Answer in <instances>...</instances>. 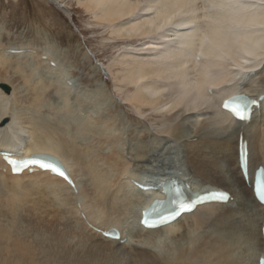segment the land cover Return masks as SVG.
<instances>
[{"label": "bare ground", "instance_id": "6f19581e", "mask_svg": "<svg viewBox=\"0 0 264 264\" xmlns=\"http://www.w3.org/2000/svg\"><path fill=\"white\" fill-rule=\"evenodd\" d=\"M44 1L73 17L67 6ZM74 1L92 18L90 24L105 29L103 41H108V47L124 46L102 73L115 83L123 102L140 120L154 123L148 127L135 122V137L128 139V126L119 127L120 116L86 117L88 113L80 119L76 132H69L70 137L54 132L55 122L47 123L42 117L49 93L58 92L55 97L66 106L62 109L60 104L63 112L76 110L69 104L71 94L66 93L68 88H77L69 71L59 56L57 61L51 59L56 53L51 47L44 50L47 53L34 48H0V76L13 82L3 78L8 93L0 89V152L9 151L14 157H50L67 168L75 184L72 189L61 178L41 171L14 176L0 158V260L27 264L23 257L33 249L20 246L23 240L16 237L22 233L20 229L35 226L46 228L42 238L47 234L60 257L76 264H259L264 257V206L255 198L254 178L264 167V102L248 123L233 119L218 101L240 91L255 101L264 96V53H258L261 60L245 55L261 41L264 29L248 30L242 18L226 17L218 25L221 34H209L210 43L200 55L199 43L184 46L188 38L182 34L189 28L176 26L189 19L184 15L188 9L178 0H169L173 7L132 16L127 13L137 0ZM168 16L173 17L171 23L157 31ZM201 23L208 27L207 21L201 19ZM228 29L254 35L250 43L242 40L237 44L225 34ZM14 55H33L39 61L32 56L37 61L33 66ZM38 72L49 75L50 81L38 78ZM63 85L66 92L59 90ZM184 116H195L200 128L188 132L189 128L177 123ZM211 126L212 131L218 130L217 137L211 136ZM241 136L248 143L251 187L240 168ZM168 179L194 189L219 188L234 200L200 207L173 226L146 230L140 226L141 211L154 194L138 190L133 182L149 180V184L159 185ZM111 230L121 233L120 241L100 233Z\"/></svg>", "mask_w": 264, "mask_h": 264}, {"label": "rangeland", "instance_id": "374dc122", "mask_svg": "<svg viewBox=\"0 0 264 264\" xmlns=\"http://www.w3.org/2000/svg\"><path fill=\"white\" fill-rule=\"evenodd\" d=\"M54 2L56 3L58 2L59 5L61 4L64 7L67 6L72 11L73 17L69 16V14L62 11L59 7H57L53 3L45 4L44 0H16V1L0 0L1 50L3 47L5 48L4 50L15 49V48L18 50L20 49L23 50L24 48L25 49L34 48L40 50L41 52H45L44 50H47L49 47H51L52 50L51 52H53V54L56 52L54 56L50 54L51 59L57 61L55 57L59 56L62 64H64L63 65L64 68H66V71H69L67 73L70 75L69 78L72 79V84H74L77 87L75 90L71 89L72 92L70 91L69 88H68L69 91L66 92L65 90L67 89L65 88L64 85L59 89L62 92L71 94L69 96L71 97L70 99L72 101L70 100L71 102L69 104L71 105L73 104L72 106H74V109L76 110H71V112H67V111L65 112L64 110L63 112L62 109L66 108V106L63 104V101L58 102L60 100L55 97V94L58 92L52 91L49 93L50 95L48 94L49 96H51V98L46 97L49 99H47L48 103H47V107L45 108L46 111L44 110L42 117L47 118L46 119L47 123L50 122L51 124H53V122H55L54 124L56 126L53 127L55 129L54 132L57 131L58 133L69 137L71 136L69 132H71L72 134L76 132L80 119H85L86 117L104 118V115L107 116L108 114L113 116H120L121 123L119 122V124L121 125L119 124L118 125L119 127L122 126L123 129L128 126L127 128H125L126 131L125 134L128 139L135 137L137 131L135 130V127L132 129V126L136 125L135 122H140L141 124L146 123L148 127H152L154 122L152 120L150 122H145L140 120V118L135 114V112H133L129 107H127L126 102H123L122 97L115 88L116 87L115 83L109 80L102 73L101 69L102 68L107 69L109 65L118 57L119 54L118 52L120 51L119 49L121 48L124 49L123 48L124 46L120 47L118 45L119 47H111V46L108 47L107 45L108 41H103V39L105 40L106 38L105 29H103L102 27L96 28V26L90 24L93 21L92 18L90 16H87L79 8L77 1L56 0ZM103 42H106L104 43V45L106 44L105 46L103 45ZM138 43L140 44V42ZM7 52L10 53L9 51ZM7 52L5 51L8 57L13 56L7 54ZM32 56L33 55L31 56L14 55V57L22 58L20 59L21 61L26 62L29 60L30 65L33 64V66H35L37 64V61L35 62V60L33 59V57L35 56L33 57ZM37 59L38 58H36V60ZM61 62L59 63L61 64ZM45 74L46 73L44 74L40 73L37 75V77L45 78L46 81L47 80L50 81L49 78L47 77L49 75L47 74L45 75ZM37 77L36 78L33 77V79L35 80L37 79ZM3 78L4 77L0 78L2 79L0 81L1 82L0 89H3L5 92L8 93V91L5 88V84L7 82L3 81L4 79L7 80L8 78H4V79ZM8 80L10 83H13L12 80L10 79ZM246 84L247 82L242 87H246L245 86ZM110 95H112V97L114 98L111 99ZM115 96H117L118 98H115ZM77 102L79 103L81 102V103L79 104ZM51 106H54L55 109L53 110L54 107L50 108ZM56 109L58 112L61 111L59 112L60 114L57 113ZM74 112L75 114H72ZM67 113H69V115ZM88 113L90 115L84 117ZM60 115L62 116L63 120L61 119ZM191 117H189L188 119L187 117L184 116L185 120L183 117H180V119L177 121L178 124L182 123L185 127H187L186 129L189 128L187 130L188 132H193L194 130L196 131L198 130L197 128H200L201 126V124L197 121V118L195 116H191ZM148 118L153 119V116L152 117L148 116ZM193 118L196 120L194 121ZM57 123H59L58 126ZM143 129H144L143 126H141L140 131H143ZM212 129H214V126H211V130H210V133H212L211 136L214 135L213 137H217L215 135L219 134L218 132L216 133V131L218 130L212 131ZM129 130H131L130 131L131 133L127 132ZM92 140L93 138H91L89 141ZM147 141H151V136ZM105 151L107 152L108 150ZM104 152L102 151V153ZM87 179L88 178H86L85 181H87ZM40 199H46V198L40 197ZM30 229L32 230L31 231L32 234L29 231ZM30 229H27L28 231L26 229L24 230V228L20 229L19 231H21L23 234L20 232L21 237H19L20 236L19 234H17L18 237H16L19 238L17 240H19L20 242L23 240L22 241L23 244H21L20 246H25V248L29 247L27 248L29 250L33 249L31 250L32 252L30 251L32 255L28 253L26 256L24 255V257L18 251L16 252L18 257L20 258L23 257V259L25 258L27 264H30L33 261L37 264H76L77 261L73 260L74 261L73 262L70 259L66 260L63 257H60V255L56 252L57 248L54 247L55 245H51V242L49 241L50 237H48L47 234L46 236H44L45 239L44 237L42 238V236L45 233H47L46 228L42 229L41 227L37 228L34 226V228L30 227ZM29 233L31 237L29 236ZM36 236L39 237V242L37 239L38 237ZM28 239L31 240L30 242H32L33 239L34 240L32 243H30ZM11 244H13V241L11 242ZM42 245L44 246V248L46 246L45 251L42 250L44 249ZM139 250L143 251V248ZM18 253L20 254V256ZM53 253L57 254L60 257V260L64 259V261L63 262L60 261L59 257L56 255H55L56 257H53L54 256ZM43 254L45 255V257L43 256ZM2 263L4 264V259L3 261L0 260V264Z\"/></svg>", "mask_w": 264, "mask_h": 264}, {"label": "snow or ice", "instance_id": "6c2138e0", "mask_svg": "<svg viewBox=\"0 0 264 264\" xmlns=\"http://www.w3.org/2000/svg\"><path fill=\"white\" fill-rule=\"evenodd\" d=\"M184 9L188 11L184 12V15L188 17L187 23L184 20H181L177 27H188L189 32L183 33L188 38V44L184 45L185 47L191 46L193 41L200 44L201 53L203 55V48L205 44L210 43L208 37L209 34H221L222 29L218 27L221 22L226 17L232 18H242L246 23L243 25L245 29L254 30V29H264V0H178ZM127 3V0H125ZM174 5L169 3V0H137V4L133 11L128 12L129 16L135 15L136 12L140 13H150L155 12L160 9H165L173 7ZM201 12L204 13L201 17ZM138 19L140 17H137ZM172 16H168L160 28L157 31H160L162 28L167 26L172 21ZM203 21L208 22V27L204 28L201 23ZM203 33V35H201ZM229 38L233 40L234 43L239 44L240 41H248L250 43V36L254 35L252 32L245 33H236L231 29L226 30L225 33ZM262 39L259 43L253 44L251 50L245 51V55L252 56L257 60H261L262 57L258 53H264V32L260 33ZM151 46V45H149ZM215 47V45H213ZM217 59L223 58L222 56H217ZM199 60V56L197 57ZM244 63H249L245 60ZM251 71V69H248ZM254 101L248 100L246 97H234L231 101H225L224 107L229 108L231 106V111L238 116L240 119H251L250 109L254 104ZM247 155L246 146H242V158ZM34 161H24V160H10L9 163L12 165L13 172H17L21 168H27ZM41 168L50 169L53 172L58 171L57 167L49 162L41 163L39 165ZM61 175L64 173L61 171ZM260 192L261 203H264V189L258 188ZM208 199L219 202V203H228L230 196L223 191H216L209 194ZM197 207L195 202L188 204L181 203L174 211H170L165 215L155 217L157 224H168L174 221L178 216L183 212H191ZM152 212L146 213V216L151 217ZM149 227H154L156 224L148 223Z\"/></svg>", "mask_w": 264, "mask_h": 264}]
</instances>
